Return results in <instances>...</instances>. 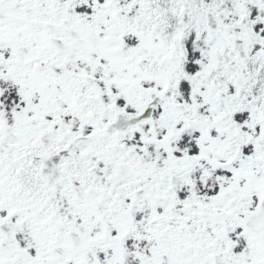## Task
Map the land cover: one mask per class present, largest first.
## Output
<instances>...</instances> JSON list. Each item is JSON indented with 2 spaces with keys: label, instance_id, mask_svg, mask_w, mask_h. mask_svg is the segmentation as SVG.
<instances>
[{
  "label": "snow or ice",
  "instance_id": "6c2138e0",
  "mask_svg": "<svg viewBox=\"0 0 264 264\" xmlns=\"http://www.w3.org/2000/svg\"><path fill=\"white\" fill-rule=\"evenodd\" d=\"M0 264H264V0H0Z\"/></svg>",
  "mask_w": 264,
  "mask_h": 264
}]
</instances>
